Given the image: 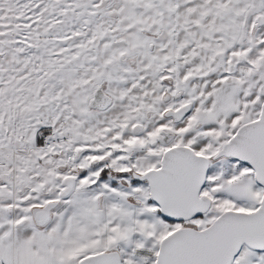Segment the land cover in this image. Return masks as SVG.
Here are the masks:
<instances>
[{"label":"snow or ice","instance_id":"1","mask_svg":"<svg viewBox=\"0 0 264 264\" xmlns=\"http://www.w3.org/2000/svg\"><path fill=\"white\" fill-rule=\"evenodd\" d=\"M0 264H264V0H0Z\"/></svg>","mask_w":264,"mask_h":264}]
</instances>
